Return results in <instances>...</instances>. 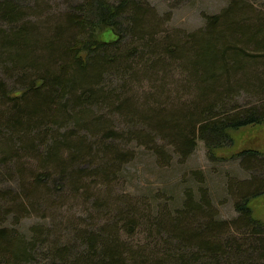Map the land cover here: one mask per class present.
Here are the masks:
<instances>
[{
	"label": "trees",
	"instance_id": "16d2710c",
	"mask_svg": "<svg viewBox=\"0 0 264 264\" xmlns=\"http://www.w3.org/2000/svg\"><path fill=\"white\" fill-rule=\"evenodd\" d=\"M236 1H231V6L220 16L211 17L204 32L188 37L187 41L177 35L156 40L152 33L154 18L135 0H87L67 14L65 20L64 15L56 19L59 26L67 27L56 35L50 30L52 18L38 25L20 22L21 9L8 0L0 2V19L9 26L7 30L0 28V63L12 66L11 71L23 88L9 91L0 81V148L5 154L13 155L14 143L21 142L19 149L32 152L35 141L48 140L51 143L45 154L37 155L40 166L53 167L60 180L70 174L67 182L73 192H76L73 184L80 177L97 176L105 181L113 170L112 165L119 163L117 147L105 144L106 139L115 135L109 132L107 121L93 111L95 107L100 111L114 108L129 125L147 127L148 133L142 131L136 137L153 140L150 137L155 135L171 144L172 152L180 160L192 154L198 141L203 142L211 160L218 153L231 151L243 128L264 126V103L245 108L230 104V96L241 87L258 96L264 89V19L248 4ZM121 19L125 21L124 32ZM32 26L45 28L43 41L31 36ZM113 33L120 37L130 34V46L119 49L120 38ZM165 57L170 62L181 61L188 71L189 83L195 90L192 101L171 112L153 107L139 110L134 97H125L129 92L113 89L110 83L113 77L125 78L142 70L155 75L159 68L167 66ZM107 74L111 78L108 87L104 85ZM27 76L24 82L22 78ZM70 124L92 134L95 144H88L86 137H73L69 132L60 134ZM65 152L67 156L63 158ZM157 153H162L159 148ZM231 158L241 161L253 173L252 180L246 182L252 188L238 192L241 194L235 209L241 219L240 228L250 229L254 236L262 234L258 242L263 253L264 230L258 229H264V224L255 219L250 203L264 193V149H245ZM93 159L97 163L92 162L95 168L90 174L80 166L86 164L88 168ZM50 175L47 171L35 176V182L28 185L31 199L36 196L32 200L47 201L51 195L46 184ZM59 185L57 188H61ZM23 191L32 205L25 188ZM19 202L25 207L24 200ZM140 213V220L155 228L156 233L172 234L187 243L188 248L196 247V252L190 251L196 261L203 255L210 258L214 253L216 258L219 253L225 264L232 261L242 264L240 258L258 249L256 246L241 249L236 245V250L226 246L221 250L222 242H210L223 227L215 220L205 192L197 199L187 192L180 207L169 212L157 210L151 222L144 219L142 210ZM128 221L131 224L138 220L132 216ZM115 235L111 229L98 234L83 232L79 238L85 250L76 252L64 247L42 253L36 249L38 241L31 238L27 242L14 231L0 228V264H40L41 256L45 257L42 264L47 261L46 264H129L128 259L139 260L133 253L128 259L123 256ZM139 261L137 264L144 263ZM175 262H180L179 256Z\"/></svg>",
	"mask_w": 264,
	"mask_h": 264
},
{
	"label": "rangeland",
	"instance_id": "374dc122",
	"mask_svg": "<svg viewBox=\"0 0 264 264\" xmlns=\"http://www.w3.org/2000/svg\"><path fill=\"white\" fill-rule=\"evenodd\" d=\"M3 1L6 0H0ZM8 1L21 9L20 22L37 24L52 18L50 30L56 35L67 30L65 24L59 26L56 19L64 15L62 18L65 20L67 14L87 0ZM135 1L143 5L148 10L145 12L154 18L156 24L152 33L156 40L177 35L181 40L187 41L188 37L204 32L208 20L213 16H220L231 6L233 0ZM236 2L248 4L253 12L264 19V0ZM120 23L124 32L125 21L121 19ZM8 27V23L0 19V28L7 30ZM29 30L31 36L44 40L45 28L32 26ZM120 39L119 49L130 46V34H125ZM164 60L167 66L159 68L155 75L142 70L136 75L131 73L125 78L111 79L107 74L104 85L108 87L112 83L113 89L117 88L118 92H129L125 97H134L139 110L148 107L159 108L165 112L177 110L194 99L195 90L193 84L189 83L188 71L182 67L181 61L170 62L166 57ZM11 68L9 64L0 63V81L6 90L23 89ZM22 79L27 82L28 76ZM230 99V104L236 108L261 105L264 103V89L261 96H258L241 87ZM93 111L107 121L109 132L115 136L106 139L105 144L116 146L120 156L118 165H112L114 167L107 180L102 181L97 176L80 177L73 184L76 186V192H73V188L68 185L69 181L67 182L70 174L65 173L64 179L60 180V174L55 175L53 167L42 169L40 166L37 155L45 154L46 147L51 143L48 140L42 143L35 141L32 152L19 149L21 142L14 143L16 150L13 155L5 154L0 148L1 229L12 230L27 242L31 238L38 241L36 249L42 253L64 247L76 252L85 250L79 238L83 232L98 234L111 229L116 233L117 245L122 249L123 256L128 259V255L133 253L141 258L143 264H214L216 261L225 264L221 262L219 253L216 258L214 253L210 258L203 255L207 260L202 257L196 261L191 255V252L197 251L196 247L188 248L187 243L174 238L177 236L172 234L156 233L155 228L146 226V221L140 220L141 210L144 219L151 222L157 210L169 212L174 207H180L187 192L192 199H197L199 194L205 192L213 208L215 220L220 221L223 227L210 242L218 240L222 242L221 250L226 246L232 251L236 245L241 249L256 246L258 249L253 252L250 250L239 261H243L242 264H264V251L260 252L258 242L263 238L262 234L254 236L250 229L240 228L241 219L235 209L240 194L252 188V184L246 182L252 180L253 173L246 170L241 161L231 158L233 154L245 149H264V126L243 128L236 136V147L231 151L218 153L214 160L208 158L204 144L200 141L187 159L180 160L172 152L171 144L157 139L155 135L150 137L153 140L148 139L149 137L139 140L136 136H140L142 131L148 133L149 129L141 124L129 125L114 108H102L100 111V108L95 107ZM65 132L71 133L73 137H86L88 144H95L92 134L85 129H75L70 124L60 130V134ZM157 148L161 154L157 153ZM66 156L67 152L63 154V158ZM92 162L97 163V160H91L88 168L86 164H81L80 167L93 174L95 167ZM47 171L51 174L46 181L51 195L47 201L32 200L36 196L31 199L28 185L35 182V176L43 175ZM58 184L61 188H57ZM24 188L32 205L24 195ZM20 200H24L25 207L19 205ZM250 204L255 219L264 224V193L254 198ZM132 216L138 221L130 224L128 220ZM178 256L180 262L176 263ZM42 258L45 257L39 258L40 264L43 263ZM139 260L127 261L129 264H137ZM231 264L238 262L232 261Z\"/></svg>",
	"mask_w": 264,
	"mask_h": 264
},
{
	"label": "water",
	"instance_id": "95a60500",
	"mask_svg": "<svg viewBox=\"0 0 264 264\" xmlns=\"http://www.w3.org/2000/svg\"><path fill=\"white\" fill-rule=\"evenodd\" d=\"M114 34V33H113ZM114 35H116V34H114ZM117 36V38H120V36L119 35H116Z\"/></svg>",
	"mask_w": 264,
	"mask_h": 264
}]
</instances>
